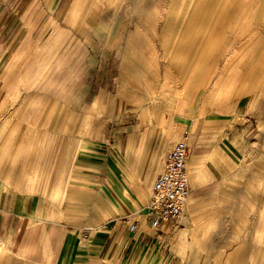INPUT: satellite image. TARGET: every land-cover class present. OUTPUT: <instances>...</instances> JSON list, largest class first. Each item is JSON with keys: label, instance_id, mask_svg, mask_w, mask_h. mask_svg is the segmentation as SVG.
I'll return each instance as SVG.
<instances>
[{"label": "rangeland", "instance_id": "rangeland-1", "mask_svg": "<svg viewBox=\"0 0 264 264\" xmlns=\"http://www.w3.org/2000/svg\"><path fill=\"white\" fill-rule=\"evenodd\" d=\"M78 4V22L65 39L85 55L76 80L68 90L38 84L22 89L18 102L2 101L0 122L18 119L16 139L23 146L36 138L52 144L64 136L87 151L117 148L127 205L121 220H141L152 236L150 248L135 249L130 264H264V0ZM66 9L60 4L51 13L38 9V51L46 44L47 21ZM17 79L0 83V98ZM168 85L172 96L159 95L163 108L156 123L141 112L146 106L139 90ZM99 95L103 101L94 103ZM213 97L209 120L203 110ZM20 105L31 114L21 116ZM91 123H97L93 132ZM175 127L180 134L168 141L167 131ZM205 127L212 131L209 139L196 147L187 142L200 179L198 186L190 185L194 203L184 210L186 219L150 228L143 207L165 153ZM4 132L13 138V130Z\"/></svg>", "mask_w": 264, "mask_h": 264}, {"label": "crops", "instance_id": "crops-1", "mask_svg": "<svg viewBox=\"0 0 264 264\" xmlns=\"http://www.w3.org/2000/svg\"><path fill=\"white\" fill-rule=\"evenodd\" d=\"M79 1L0 0V83L4 86L13 75L18 77L14 89L0 98V108L6 98L18 102L31 85L68 90L69 83L76 80V67L83 64L85 55L81 46H70L65 39L67 29L78 22ZM59 4L67 9L47 21L46 44L38 51V9L51 13ZM139 91L146 106L141 112H148L159 123L163 107L157 101L159 95L172 96L171 86ZM100 98L93 102H102ZM176 106L180 112L181 105ZM17 110L21 116L31 114L21 105ZM203 112L209 120L213 117L214 97ZM6 127L14 133L13 138L0 133V264H130L135 249L144 252L150 248L152 236L144 222L139 220V229L129 231L121 220L127 205L118 181L117 148L102 152L91 147L87 151L86 147H72L64 136L52 144L36 138L23 146L22 139H16L18 119L1 121L0 130ZM89 128L95 131L97 123ZM202 131L187 136V142L201 145L212 132L209 129L199 139ZM167 132L168 141L180 134L176 127ZM194 163V156H187L186 174L192 189L200 179ZM192 178H196L194 185ZM193 203L189 193L184 210L188 212ZM181 218L186 219V214Z\"/></svg>", "mask_w": 264, "mask_h": 264}, {"label": "built area", "instance_id": "built-area-1", "mask_svg": "<svg viewBox=\"0 0 264 264\" xmlns=\"http://www.w3.org/2000/svg\"><path fill=\"white\" fill-rule=\"evenodd\" d=\"M187 139H179L165 153L163 169L155 176L151 194L143 210L152 229H160L168 221H175L184 212L190 192L186 174V158L189 152ZM129 231L139 227V220L126 218Z\"/></svg>", "mask_w": 264, "mask_h": 264}, {"label": "bare ground", "instance_id": "bare-ground-1", "mask_svg": "<svg viewBox=\"0 0 264 264\" xmlns=\"http://www.w3.org/2000/svg\"><path fill=\"white\" fill-rule=\"evenodd\" d=\"M209 117H211V114L209 113ZM209 124V123H208ZM206 128V127H205ZM209 130V128H207V129H204L203 131H202V133H201V135H200V137H199V139L202 137V136H205L206 135V133H207V131ZM188 178V177H187ZM196 180V178H192V184L194 185V181ZM188 181H189V179H188ZM190 185V184H189ZM148 192V191H147Z\"/></svg>", "mask_w": 264, "mask_h": 264}]
</instances>
